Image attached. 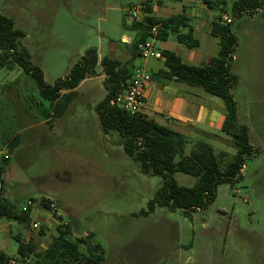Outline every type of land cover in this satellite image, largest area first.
<instances>
[{
    "label": "rangeland",
    "instance_id": "rangeland-1",
    "mask_svg": "<svg viewBox=\"0 0 264 264\" xmlns=\"http://www.w3.org/2000/svg\"><path fill=\"white\" fill-rule=\"evenodd\" d=\"M130 1L138 0H0V12L25 33L22 44L33 65L54 85L92 47L125 63L121 32ZM235 1L228 2L232 29L248 32L250 44L241 47L245 56L255 52L252 61L245 59L240 83L232 89L239 122L249 126L255 147L239 182L220 185L216 201L191 216L166 207L134 216L147 209L164 180L140 169L118 133L102 131L95 107L107 93L102 66L57 119L55 131L46 123L51 103L42 99L35 79L20 68L0 66V152H9L15 138L22 140L4 176L6 190L20 210L33 202L30 223L3 219L0 250L16 264H37L35 255L19 262L18 238L34 241L44 253L58 227L70 223L72 240L95 234L106 250L102 264H264V18L258 27L246 25L250 15L236 17ZM218 157L224 167L228 158ZM174 178L181 186L197 183L182 172ZM48 199L60 217L47 209Z\"/></svg>",
    "mask_w": 264,
    "mask_h": 264
},
{
    "label": "trees",
    "instance_id": "trees-1",
    "mask_svg": "<svg viewBox=\"0 0 264 264\" xmlns=\"http://www.w3.org/2000/svg\"><path fill=\"white\" fill-rule=\"evenodd\" d=\"M218 5L222 7L225 4L223 2ZM263 6L264 0H236L232 9L236 17L245 13L253 16ZM147 12H152L151 4L148 5ZM151 24H161L158 34L160 39H167L174 33L177 34L179 42L187 47L199 46L187 16L175 15L158 19L148 14L144 21H133L132 28L139 30V35L132 44L134 54H140L138 43L151 36ZM181 27H189V31L183 34ZM211 33L219 38L220 50L208 64L188 65L175 52L164 51L166 68L160 70L156 76L166 81L177 79L179 82L200 87L223 101L227 109L223 132L231 137L237 148L234 159L225 168L221 166L211 144L196 141L188 145L189 141L183 133L158 123L143 112L133 114L114 105L112 102L117 95L128 87L133 70L128 64H122L109 55L99 59L96 47L89 48L67 76L59 78L54 85L47 84L43 70L33 65L29 49L22 44L25 33L15 26L13 19L0 12V66L9 70L20 68L31 75L42 99L52 103V120H55L65 115L75 100L81 83L98 75L97 67L100 64L107 76L104 82L106 96L96 106L102 131L105 134L118 133L125 152L139 164L140 169L145 174L161 176L164 180L163 186L148 202L147 209L133 215L147 217L158 207H166L172 211L180 209L191 216L194 212L207 209L216 201L220 185L234 186L239 182L247 158L255 153V147L250 143V128L247 124L239 122L237 102L232 92L238 83V78L231 73V68L239 38L232 30V24H224L220 16L213 22ZM15 141L16 138L12 140V147L16 146ZM8 162L0 164L2 182ZM177 172L196 177L197 183L193 187L179 185L174 178ZM44 201L47 206V201ZM4 218L19 223L31 222L30 209L20 210L6 196L3 188L0 191V221ZM72 234L73 228L70 223L61 224L58 227V234L53 237L44 253L37 251L34 241L25 242L18 238L19 262L26 263L32 255L38 257L37 264L105 262L106 250L101 243L95 242L94 233H87L76 240L70 239ZM82 246L86 250H82ZM11 259L5 252L0 251V264H10Z\"/></svg>",
    "mask_w": 264,
    "mask_h": 264
},
{
    "label": "crops",
    "instance_id": "crops-1",
    "mask_svg": "<svg viewBox=\"0 0 264 264\" xmlns=\"http://www.w3.org/2000/svg\"><path fill=\"white\" fill-rule=\"evenodd\" d=\"M223 2L225 4L224 6L221 7L218 5ZM228 2L229 0H150L152 12L149 14L151 16L158 19H164L175 15L187 16L189 18V25L193 28L194 36L199 41L198 47L189 48L185 44L179 42L177 34L171 33L170 36L164 40L158 37L155 38L154 43L156 47L162 54L164 51L175 52L182 58L183 62L188 65L204 66L208 64L213 57L218 55L220 50L219 38L211 33L212 25L222 11L228 12ZM136 3L137 1H130L127 4V8L125 9L126 16H128L129 8ZM121 9H123V7ZM263 11L264 8H261L255 15H250V18H247L248 20L245 21V24L250 26L255 25V27L260 26L264 18V16H261L264 13ZM126 16L123 23V32H121V41L125 46L124 64H128V66L132 67L133 72L137 67H143L153 76V80L144 93L145 105L142 112L154 118L158 123L183 133L189 141L188 145L196 141H204L211 144L215 148L217 155L220 154L228 158L225 166L223 167L221 165L225 168L227 164L234 159L237 153V148L229 140L230 136L223 132V125L227 112L225 104L219 97L207 93L200 87L179 82L177 79L166 81L157 78L156 74L160 70L166 68V59L165 57L161 59H146L140 56L139 53H133L132 44L137 39L139 30L132 28L133 19L131 18L132 22H128ZM141 20L144 21L146 18H141ZM232 30L239 38V46L231 70L240 83L241 77H239V74L243 69V63L245 59H247V62L250 60L252 61L255 52L252 50L245 56L241 47L244 42H247V45L250 44L248 32L247 34H241L238 33L236 29ZM188 31L189 27H181V33L185 34ZM97 50L100 59L104 57L102 51L100 52L98 47ZM241 60H243V62H241ZM93 79L94 77L87 78L81 83L77 89L78 93L76 98L79 95L80 89ZM50 106L51 112L47 111L46 113V123H48L51 131H55L57 119L64 117V115L52 121V103ZM51 121L52 123H50ZM21 143L22 140L18 141L16 146L11 150H6L9 151L11 156L3 175L4 193L7 197L8 192L6 190L4 176L11 169V160L14 156L13 152L18 146H21ZM43 197L46 196L43 195ZM26 206H24L23 209ZM3 221V219L0 221V225ZM0 251L5 252L3 249Z\"/></svg>",
    "mask_w": 264,
    "mask_h": 264
},
{
    "label": "built area",
    "instance_id": "built-area-1",
    "mask_svg": "<svg viewBox=\"0 0 264 264\" xmlns=\"http://www.w3.org/2000/svg\"><path fill=\"white\" fill-rule=\"evenodd\" d=\"M221 1V0H218ZM150 4V0H138L136 4L131 6L128 10V16L134 20H141V18H146L149 14L147 12V7ZM220 19L224 24H232L234 19L231 17L228 12L222 11L220 14ZM151 36L143 41L138 43V49L140 55L143 58H155L161 59L164 57L162 52L156 47L154 39L158 37L161 24H151ZM153 80V76L143 67H137L133 76L129 82L128 87L122 93L118 94L115 100L112 102L114 105H117L130 113H140L143 111L145 102H144V93ZM9 152H0V164L4 161L10 159ZM4 183L0 181V191L3 190ZM49 200V199H48ZM47 201V209L56 216L60 217L59 209L57 204L52 200ZM33 202L30 200L27 206L23 209L24 211L28 210L29 206ZM67 224V223H65ZM39 223H36L35 226H38ZM16 260L11 259L10 264H16Z\"/></svg>",
    "mask_w": 264,
    "mask_h": 264
}]
</instances>
